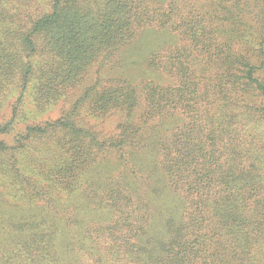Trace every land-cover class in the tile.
<instances>
[{"label":"trees","instance_id":"obj_1","mask_svg":"<svg viewBox=\"0 0 264 264\" xmlns=\"http://www.w3.org/2000/svg\"><path fill=\"white\" fill-rule=\"evenodd\" d=\"M37 1L0 0V264H264V0ZM154 24L152 79L19 128Z\"/></svg>","mask_w":264,"mask_h":264},{"label":"rangeland","instance_id":"obj_2","mask_svg":"<svg viewBox=\"0 0 264 264\" xmlns=\"http://www.w3.org/2000/svg\"><path fill=\"white\" fill-rule=\"evenodd\" d=\"M48 1L38 0L29 10L34 11L35 9L48 7ZM181 43L180 37L169 28L160 27L157 24L139 30L138 36L133 43L123 50L121 54H117L102 69H100V62L98 61L88 76L80 84L70 89L67 96L56 104L51 105L46 110H37L35 104H29L31 100L27 102L18 118L19 128L22 129L26 124L30 123H42L58 119L62 112L70 110L85 90L88 87L94 86L98 79H102L104 83L119 78H126V76L134 80L135 83L152 79V74L149 75L145 71L144 60L156 52L158 48H160L159 52L165 54L170 48L178 46ZM14 101L15 99H11L10 103L13 104ZM11 111V107L10 109L6 108L1 114L0 121L8 120L11 117ZM81 118L84 125L93 127L102 133V135L112 134L119 121L118 116L114 114L93 116L89 108L83 109Z\"/></svg>","mask_w":264,"mask_h":264}]
</instances>
